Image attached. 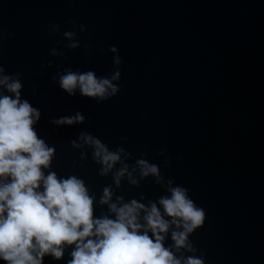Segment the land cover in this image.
Listing matches in <instances>:
<instances>
[{"label":"water","instance_id":"1","mask_svg":"<svg viewBox=\"0 0 264 264\" xmlns=\"http://www.w3.org/2000/svg\"><path fill=\"white\" fill-rule=\"evenodd\" d=\"M0 67L41 111L51 170L85 182L95 216L109 212L106 187L112 202L165 194L156 177H140L144 159L204 210L184 256L264 264V0H0ZM65 70L119 72L118 91L99 102L68 96L58 84ZM76 112L82 123H51ZM81 133L123 149L106 174ZM124 165L137 184L126 173L117 186ZM70 251L43 264H66Z\"/></svg>","mask_w":264,"mask_h":264},{"label":"clouds","instance_id":"2","mask_svg":"<svg viewBox=\"0 0 264 264\" xmlns=\"http://www.w3.org/2000/svg\"><path fill=\"white\" fill-rule=\"evenodd\" d=\"M71 38L73 33H65ZM70 48L77 43L68 45ZM115 52L116 49L112 48ZM119 63V59L115 60ZM0 67V261L5 264H43L45 256L60 260L69 246L66 264H204L195 255L189 236L204 224V210L194 203L188 189L162 183L159 167L144 159L136 161L141 178L156 177L164 193L147 203L136 199L112 202L110 188H104L100 203L108 214L94 215V197L85 182L74 176H58L51 170L55 147L38 134L41 111L22 96L23 85ZM111 78L97 77L94 71L65 70L59 88L68 96L104 101L117 93ZM56 80V77H53ZM80 112L53 118L55 125L82 123ZM79 139L94 148V158L109 172L120 161V152H110L101 141L81 133ZM74 147H79L75 141ZM135 171V169H133ZM127 173L124 165L115 174V183ZM172 241L167 244L166 240Z\"/></svg>","mask_w":264,"mask_h":264}]
</instances>
